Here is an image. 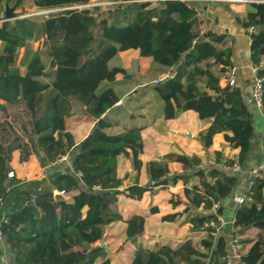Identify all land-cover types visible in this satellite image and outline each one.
Returning <instances> with one entry per match:
<instances>
[{
    "label": "trees",
    "instance_id": "obj_1",
    "mask_svg": "<svg viewBox=\"0 0 264 264\" xmlns=\"http://www.w3.org/2000/svg\"><path fill=\"white\" fill-rule=\"evenodd\" d=\"M114 1L120 3L99 12L98 7L74 8L88 0H32L38 10L48 12L17 14L0 21V109L5 113L0 120V232L13 248L16 264H113L109 259L99 261L102 248L92 245L102 238L105 225L122 220L118 195L140 200L154 187L168 188L179 181L184 185L186 205L162 220L172 221L186 213L192 231H207L200 241L203 251L186 238L177 247L166 244L155 250H137L130 264H225L222 257L230 235L239 237L252 228L257 230L255 237H239L241 247L247 246L239 264H264L261 172L251 177L245 200L234 210V230L215 236L221 210H208L234 191L235 174L216 167L200 168V158L195 155L169 153L147 162L153 185L143 186L138 182L143 125L126 126L117 133L105 131L116 124L105 116L120 100L113 89L115 76L125 73L108 62L119 51L138 49L140 56L151 57L170 70L152 87L162 101L160 114L171 119L191 109L201 119H211L209 127L198 134L202 144L208 147L215 133H223L224 140L239 150L236 160L226 162L245 164L254 132L252 113L239 87L220 85L219 72L226 76L233 66L231 50L218 47L225 34L201 31L196 9L184 0H159L155 5ZM6 4L18 8L23 0H0V12ZM36 17L42 21L38 23ZM238 22L251 29L250 60L257 67L256 74L264 77V0L247 2L246 14ZM38 32L45 36L49 63L43 62L38 51L26 50L21 72L19 50ZM214 66H219L218 74ZM73 101L96 120L95 130L75 149L66 126ZM262 108L264 113V81ZM14 151L19 152L20 162L42 153L44 164L68 154L72 171L55 170L41 179H20L10 164ZM119 155L129 157L134 170L133 182L123 190L116 172ZM216 160L221 161L218 152ZM170 161L180 162L191 174L170 175ZM192 175L198 177L197 184L188 183ZM170 202L176 207L182 200L174 196ZM150 211L156 213L158 208L152 206ZM126 224V239L134 240L143 232L144 217L134 214Z\"/></svg>",
    "mask_w": 264,
    "mask_h": 264
},
{
    "label": "crops",
    "instance_id": "obj_2",
    "mask_svg": "<svg viewBox=\"0 0 264 264\" xmlns=\"http://www.w3.org/2000/svg\"><path fill=\"white\" fill-rule=\"evenodd\" d=\"M94 1V0H88ZM143 1V0H139ZM197 11L199 21L198 28L201 31L211 30L217 34H225V39L218 45L219 48H229L231 50V60L235 66L236 86L240 88L242 96L252 113V123L254 132L250 140V151L245 164L240 166L239 171L228 172L217 161V152L221 160H236L239 150L232 148L225 140L223 133H215L212 137V143L206 147L199 140L198 134L209 127L211 119H201L197 112L191 109L185 110L177 117L165 119L159 112L162 101L158 99L152 89L156 79L167 77L170 70L154 63L151 57L140 56L138 49H127L119 51L108 62L110 67H121L125 73H118L114 79L113 89L119 96V102L113 109L105 113L116 122L115 125L107 127V133H117L123 131L124 127L132 125H143L140 136L143 142L142 152L139 155L142 166L138 174V182L143 185L150 180L146 172V164L149 161L159 159L169 153L185 154L187 156H198L200 163L207 160H215L214 166H205V168L216 167L225 174H235L237 182L234 191L218 203V209L221 210L219 217L225 222L215 228L213 234L229 235L234 230L229 221L234 216V210L237 204L233 198L236 195H245V192L251 184L250 168L258 165L263 158L264 152V113L262 106L251 102L249 95L253 87L255 73L253 64L250 60V36L247 29L241 26L238 18H243L246 14V3L250 0H184ZM152 5L158 4L159 0L150 1ZM103 8H99L101 12ZM110 9V8H109ZM38 9L33 5L32 0H23L21 7L16 8L17 14L26 16H37ZM114 16V15H113ZM40 23L42 19L36 17ZM38 51L43 62L48 65V45L45 36L40 32L34 40L28 42L26 47L19 50L17 64L20 71H24V66L20 65L25 51ZM219 66H214L213 71L218 74ZM127 75V76H126ZM224 73L219 72L220 85L224 86ZM134 89L136 93L128 95ZM1 103V101H0ZM120 104V105H119ZM72 114L66 118L67 129L71 132L77 148L79 143L90 133V129L96 123L88 113L85 112L77 101L72 102ZM7 113L10 108H7ZM4 111L0 109V120L4 117ZM40 153L34 154L27 162L19 161V152L12 153L11 166L16 176L20 179H41L45 175L55 171H72V158L68 156L66 161L54 164H44ZM199 166V165H198ZM201 168V167H200ZM170 175L190 173V170H184L182 164L177 161L168 163ZM117 176L122 183L120 190L125 189L133 182L134 170L129 157L119 155L117 158ZM199 179L192 175L189 184H197ZM153 185V184H152ZM151 185V186H152ZM183 183L177 182L168 188L154 187L146 191L140 200L118 195V211L122 215V220L107 224L103 229L104 243L112 250L108 254L106 250L99 245V241L92 246L98 245L102 248L101 257L109 259L111 263L130 264L134 258L135 252L140 249L155 250L162 245L177 247L186 238H191L193 244L201 251L203 247L200 241L207 236L206 230L192 231L191 223L187 220V214L177 216L174 220H162V216L174 212H180L186 205V199L183 192ZM179 196L182 203L174 207L170 199ZM158 208L156 213H152L150 208ZM200 211H202L199 208ZM198 210V211H199ZM204 212V211H203ZM134 214L144 217V227L142 234L134 240L126 239V220ZM257 230L252 228L247 230L240 238H253ZM247 246H242V253ZM0 264H16L13 248L6 242L5 236L0 232ZM233 264H239L234 262Z\"/></svg>",
    "mask_w": 264,
    "mask_h": 264
},
{
    "label": "built area",
    "instance_id": "obj_3",
    "mask_svg": "<svg viewBox=\"0 0 264 264\" xmlns=\"http://www.w3.org/2000/svg\"><path fill=\"white\" fill-rule=\"evenodd\" d=\"M143 1H152V0H143ZM120 2L114 1V0H94V1H88L87 3L79 6H75L74 8H79V9H93V8H111L113 5H116ZM48 10H38L36 12L37 15H43L46 14ZM6 20V19H0V21ZM248 32H251V29H247ZM235 66H231L230 69L228 70L224 80L225 83L230 85V86H236V81H235ZM253 71L255 73L254 79H253V87L249 95V100L258 106H262V94H263V81L264 77H260L256 74L257 67H253ZM160 79H156L155 82H157ZM68 159V154L62 155L59 158H57L54 162V164L66 161ZM217 162L215 160H207L206 162H203L199 164V167L204 168L205 166H214L216 165ZM220 165L225 171L228 172H236L239 171L240 165L235 161L231 164H228L226 160H221ZM251 176H255L258 173H262L264 175V152H263V158L262 161L256 165L250 168L249 170ZM13 173L9 172V176H12ZM59 194L65 195L63 191H60ZM65 198H68L65 196ZM234 202L236 204H240L245 200V195H236L233 198ZM218 209V203H214L211 208L208 210L209 212L216 213ZM219 225L224 224V220L219 217ZM233 218L229 221V224L232 226L233 224ZM242 247L239 241L238 236H233L230 235L228 241H227V250L225 254L222 257V261L225 264H233L234 262H239L242 256Z\"/></svg>",
    "mask_w": 264,
    "mask_h": 264
},
{
    "label": "water",
    "instance_id": "obj_4",
    "mask_svg": "<svg viewBox=\"0 0 264 264\" xmlns=\"http://www.w3.org/2000/svg\"><path fill=\"white\" fill-rule=\"evenodd\" d=\"M16 17H17V13L15 12V6H9L8 4H6L4 10L0 12V18L1 19L10 20V19H14ZM251 34L252 33L249 32V36H251ZM136 92H137V90L134 89L128 95H131V94L136 93ZM95 128H96V124H94V126L90 129V133L93 132L95 130ZM152 184H153V182L151 180H148L144 184V186H151ZM54 194H58V190H54ZM99 245L101 247H103L108 254L112 253V250H110L109 247L104 243V237L100 239Z\"/></svg>",
    "mask_w": 264,
    "mask_h": 264
},
{
    "label": "rangeland",
    "instance_id": "obj_5",
    "mask_svg": "<svg viewBox=\"0 0 264 264\" xmlns=\"http://www.w3.org/2000/svg\"><path fill=\"white\" fill-rule=\"evenodd\" d=\"M106 10H107V8H105V9H102V10H101V12H106ZM36 12H37V11H36Z\"/></svg>",
    "mask_w": 264,
    "mask_h": 264
}]
</instances>
